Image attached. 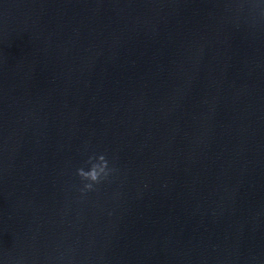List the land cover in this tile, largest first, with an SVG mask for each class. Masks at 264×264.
Listing matches in <instances>:
<instances>
[{
	"label": "water",
	"instance_id": "obj_1",
	"mask_svg": "<svg viewBox=\"0 0 264 264\" xmlns=\"http://www.w3.org/2000/svg\"><path fill=\"white\" fill-rule=\"evenodd\" d=\"M256 2L0 0L3 264H264Z\"/></svg>",
	"mask_w": 264,
	"mask_h": 264
},
{
	"label": "clouds",
	"instance_id": "obj_2",
	"mask_svg": "<svg viewBox=\"0 0 264 264\" xmlns=\"http://www.w3.org/2000/svg\"><path fill=\"white\" fill-rule=\"evenodd\" d=\"M236 7L239 10L244 5L240 4ZM248 7L250 10H258L256 12L250 11L253 19L257 15L264 18V0H257L256 3L250 4ZM83 153L86 155V159L83 161L82 166L77 167L75 170V175L79 178V187L77 190L81 199L87 193L96 191L98 185L108 181L116 173L114 163L106 153L89 152L86 145ZM0 264H3V260H0Z\"/></svg>",
	"mask_w": 264,
	"mask_h": 264
}]
</instances>
